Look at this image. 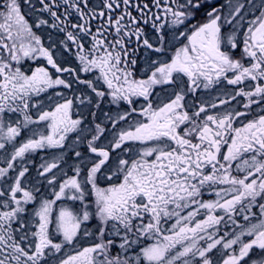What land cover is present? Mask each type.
<instances>
[{"label":"snow or ice","instance_id":"obj_1","mask_svg":"<svg viewBox=\"0 0 264 264\" xmlns=\"http://www.w3.org/2000/svg\"><path fill=\"white\" fill-rule=\"evenodd\" d=\"M0 264H264V0H0Z\"/></svg>","mask_w":264,"mask_h":264},{"label":"flooded vegetation","instance_id":"obj_2","mask_svg":"<svg viewBox=\"0 0 264 264\" xmlns=\"http://www.w3.org/2000/svg\"><path fill=\"white\" fill-rule=\"evenodd\" d=\"M207 198V197H206Z\"/></svg>","mask_w":264,"mask_h":264}]
</instances>
